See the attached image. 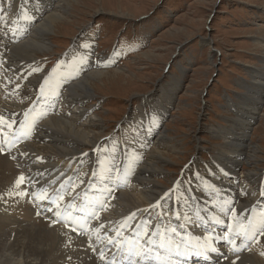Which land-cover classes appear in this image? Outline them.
<instances>
[{"label":"rangeland","instance_id":"obj_1","mask_svg":"<svg viewBox=\"0 0 264 264\" xmlns=\"http://www.w3.org/2000/svg\"><path fill=\"white\" fill-rule=\"evenodd\" d=\"M1 1L6 10L0 2V13L8 18L0 23V30L5 29L0 38L5 41L9 22L18 18L26 23L36 7L32 0ZM36 1L43 5L44 0ZM72 1L69 5L55 1L53 12L64 6L66 21L50 34L52 49L39 55V66L48 74L64 59L70 69L61 68L71 70L70 75L75 67H86L75 82L93 71L121 74L122 78L104 86L93 81L96 94L81 99L89 112L88 122L79 116L80 122L97 135L98 144L107 147L122 138L120 144L141 140L159 118L158 136L142 151V165L153 161L156 153L167 155L158 178L164 189L173 190L187 180L198 186L197 171L212 177L221 152L230 147L226 136L232 139L241 132L249 148L238 172H243L242 183L251 191L244 201L254 203L264 182V0ZM21 9L25 16L20 15ZM42 12L40 23L49 15ZM24 77L21 88L27 93L19 95L21 103L29 102L38 88L31 77ZM64 105L62 111L69 112ZM236 109L242 114L235 115ZM250 113L256 116L253 123L245 116ZM240 119L250 123L249 129L237 122ZM233 129L235 135L228 133ZM137 130L140 137L135 136ZM93 149L91 144L86 151ZM253 151L255 157L249 160ZM250 172L255 176L248 178Z\"/></svg>","mask_w":264,"mask_h":264},{"label":"bare ground","instance_id":"obj_2","mask_svg":"<svg viewBox=\"0 0 264 264\" xmlns=\"http://www.w3.org/2000/svg\"><path fill=\"white\" fill-rule=\"evenodd\" d=\"M55 1L44 0L41 2L43 5H39L36 0H32V7H36V10L31 9L28 17L26 16V24L20 22L18 18L13 24L9 22L6 26L5 41L0 38V50L3 51L4 57L1 58L0 54L2 66L0 68V94H2L0 96V107L6 116H17L27 106L26 103H21L19 100V95L26 90L21 88V84L25 81L24 76L26 78L31 77L38 87L42 86L44 103L61 100L62 105L64 103L69 106V112H58V110L52 111L53 105L47 104L49 106L40 111L39 116H42L44 120L38 126V131L33 138L20 148L21 151L17 153V157L2 155L0 152V264H75L77 260L79 264H100V262L103 263L106 260H109L107 264H113L114 260L115 264H125L128 260L126 254L130 247L135 246L136 251L139 253L146 252L151 247L149 242L153 237L156 223L168 227H172L173 224H180L177 235L168 238L166 234H163L161 237L173 246L176 244V239L180 237V232L185 235L186 244H189L190 240L195 238L200 241L207 240L204 242L203 247L197 250L198 252L202 250L203 254L200 259H196L197 263L194 264H264V234L260 237L261 242L258 239L255 242L245 243L244 239L238 237L241 233L240 223L238 222H242V218L236 219L233 217V221H231V215L225 216L224 213L226 212H221L219 216L231 221L232 226L228 225L229 228L227 227L226 230L220 232L223 227L214 223L216 216L214 210H211V218L208 224H210V227L216 225L214 229L220 234L215 235L216 239L210 240L211 229L208 233H204V229L201 228L206 219H199L200 214H193L195 211L203 213L207 208L215 206L213 203H217L216 198L221 197L222 200L218 201L221 205L228 202V198L234 199L238 210L246 212L256 210V213H261L264 217V208H257L253 203L243 199L248 192H251L249 187L246 188V184L242 183L241 173L243 172H238L243 167L242 159L248 158L247 149L249 146L245 144L247 141H242L244 134L238 132L235 135V129L228 131L236 137L230 139L226 136L228 139L226 145L230 147L221 152V156L216 163L217 169H215L212 177L197 171V173H194L198 183L196 188H194L195 185L190 184L193 181H187L186 187L176 185L173 190L164 189V187L166 188L164 182H161L158 178V175L163 174L164 171V168L160 167V163H165L167 155L156 153L154 157H151L153 161L149 159L150 161L147 164L142 165L145 158L141 153L147 146L149 147V144L157 135L158 123L161 121L159 118H156L153 124H148L150 126L147 128L143 140L134 138L135 141L133 142L113 143L107 147L98 144L97 135L93 136L88 131L89 128L80 122L79 116L86 117L89 112H87L88 109L83 108L82 96L96 94L92 85L93 81L96 84L100 83V86L107 85L114 83L122 76L118 71H93V73H89V75L76 82L73 81L74 78L65 84L60 80L51 85L45 84L54 82L59 77L69 76V72H71V70L63 72L61 66L68 64L64 59L60 60V64L51 73H42L40 67L39 55L52 49V44L48 41L50 34L56 33L57 27L59 28L64 20L66 21L63 15L67 12V9L64 6H60V12L56 9L53 12ZM65 1L69 5L72 0ZM0 2L3 3L1 6L4 8V2L1 0ZM42 11L49 12V15L40 23ZM9 12L10 10L8 15H14V13L10 14ZM20 15L25 16L22 9ZM5 16V14L0 13V23L3 19V23L8 22V18ZM20 24H25L22 27L23 32L20 31L21 33L17 34V28L21 26ZM0 28H2L1 24ZM4 30L1 29L0 32ZM88 60L91 63L98 62H93L90 58ZM65 67L70 69L66 65ZM36 70L39 71V74ZM4 81L6 82L4 83ZM53 89H55L58 97L52 96ZM5 96H7L6 99H4ZM235 105L238 104L235 103ZM41 106L42 104L39 107ZM242 109L247 110L246 108ZM253 109L254 107H251V110ZM235 111V115L242 114L238 109ZM245 116L252 121L254 113L245 114ZM232 122H235V120ZM237 122L241 123L245 130L249 129L247 127L250 125L248 121L240 119ZM228 133L225 135H228ZM135 136L140 137L138 130L135 132ZM122 139L124 140V138ZM91 144H94V149L86 151ZM251 147L252 145L250 149ZM107 149H109L106 152L107 158H117V154H121L120 157H123L124 153H127V155L130 153L129 156L133 155L130 158L134 162L141 157L142 162L135 178H130V181L121 185L120 187L123 189L119 190L114 196L101 200L100 208L102 212L97 213L99 209L92 212L91 216L95 218L90 221V227L93 230V232L88 233L91 238L90 243L86 245L85 250H80L77 248L79 239L69 236L73 235L70 231L64 229L62 225L54 223L52 219L42 217L44 212L37 209V207L43 209V206L33 205L31 198H28L25 202L26 198L22 196L24 188L19 185L20 177L24 173L32 172L40 180H48L69 173L78 178L81 186L90 181V190L96 187L98 194H104L108 191L103 190L104 188L110 190L118 187L117 185L120 183H117L116 180L120 177L118 175L111 177L105 169H101L98 175L92 176L91 180L89 179L93 174L92 165L94 160L97 158L99 160V158L105 156L104 151ZM254 153L253 151L249 155V160L255 157ZM101 161L105 162L106 157H102ZM117 163H121V160H117ZM55 168L57 169L56 172L53 171ZM125 170L127 172L129 169L126 168ZM48 175L52 177H47ZM130 176H133V174ZM251 176H255L254 173L250 172L248 178H252ZM102 178H106L105 181L107 182L99 183L103 180ZM19 199L22 203L21 207L18 204ZM190 200H196V202L187 207L188 203H191ZM158 201L159 206L157 205ZM4 202L6 205H14L13 209L11 207L6 209L3 206ZM166 204L169 207L166 211H163L162 208ZM180 207L181 209H178ZM46 209L52 210V207ZM62 210L63 208L56 209L54 213ZM140 214H145V230L143 232L140 228L134 230V227L130 226L133 223L132 216ZM234 216L237 217V213ZM220 227L221 229H219ZM231 231L232 235L230 234ZM228 236H230L232 242L226 240ZM245 237L250 238L252 236L247 234ZM238 246H241V248L239 249ZM189 250L190 252L196 251V243L192 244ZM213 251L223 254L218 255ZM238 252L240 253L236 254ZM84 255L86 256L82 257ZM220 257L226 258L221 259ZM178 260L183 262L185 259L179 255ZM189 263L187 261L186 264Z\"/></svg>","mask_w":264,"mask_h":264},{"label":"snow or ice","instance_id":"obj_3","mask_svg":"<svg viewBox=\"0 0 264 264\" xmlns=\"http://www.w3.org/2000/svg\"><path fill=\"white\" fill-rule=\"evenodd\" d=\"M0 121H4V117L0 116ZM7 126L9 128L12 127L11 124H8ZM0 152H3V148H0ZM24 180L25 177L21 176L20 182H23ZM60 198L62 199V197ZM157 205L159 206V201L157 202ZM249 224L251 225V221ZM261 227L264 228V225ZM172 231L174 233L176 230L173 229ZM249 231L252 233V235H255V226H251ZM157 235H159V233H157ZM229 242L232 241L229 240ZM149 243L151 244V247H149L148 250L143 253L137 252L135 246L130 247L127 253L128 260L126 264H173V260L179 257V250L173 249L172 245L163 239H161L158 243L151 241ZM217 254L222 255L221 253ZM113 264H115V260L113 261Z\"/></svg>","mask_w":264,"mask_h":264}]
</instances>
